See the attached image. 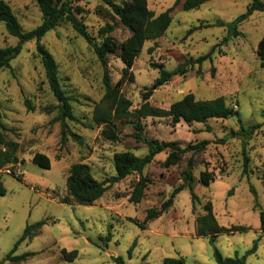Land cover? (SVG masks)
<instances>
[{
  "label": "rangeland",
  "instance_id": "rangeland-1",
  "mask_svg": "<svg viewBox=\"0 0 264 264\" xmlns=\"http://www.w3.org/2000/svg\"><path fill=\"white\" fill-rule=\"evenodd\" d=\"M3 1L24 31L41 23L35 0ZM252 1L210 0L196 9L183 10V0L176 6V0H147L148 8L157 15L171 9L172 21L162 37L144 43L131 69L132 80L121 88L131 102L130 110L140 107L141 94L151 88L159 76L156 66L161 65L168 72L178 67L183 72L152 89L148 100L152 106L168 109L192 93L197 100L222 97L238 115L191 125L183 121L173 125L170 118L159 117L115 121L109 127L116 132L117 141L108 140L102 133L104 126L93 121L104 85L103 68L92 47L65 22L41 39L54 57L62 90L77 119L65 120L67 140L62 146L58 102L48 87L35 42L22 45L10 66L0 70V115L7 127L5 136L19 144V162L0 170L5 188L0 196V264H11L6 257L26 226L40 220L46 223L37 236L22 242L14 253L36 254L20 264H161L165 257H183L185 264H217L216 250L224 257L246 256L245 264H264V233L260 230V212L264 211V69L256 56L264 35V8L238 25L239 35H230L228 26ZM75 5L82 8L77 17L94 42L101 41L99 30L106 24L113 26L110 35L118 43L130 35L104 1L81 0ZM224 38L227 41L223 42ZM17 43L0 22V48ZM202 56H207L206 60L197 63ZM122 68L118 51L109 54L111 84L120 78ZM135 123L141 124L145 140L176 142L182 148L208 143L199 152L185 153L176 165L164 164L169 150L157 154L142 172L146 187L137 204L129 202L139 178L136 172L110 185L93 205L63 203L73 164L85 163L95 179L107 181L115 175V153L130 151L137 157L148 153L146 145L134 138ZM252 124L261 127L251 138L242 139L240 127ZM243 151L249 160L247 172L243 171ZM35 153L50 159V169L32 163ZM188 159L194 165L192 191L200 199L195 210L186 187L165 213L142 227L146 210L159 208L182 183L181 173ZM204 171L214 178L208 186L198 182ZM209 201L220 226H246L248 230H225L213 241L210 236H196L195 218L205 213L203 206ZM62 249L77 251V258L64 260Z\"/></svg>",
  "mask_w": 264,
  "mask_h": 264
},
{
  "label": "trees",
  "instance_id": "trees-1",
  "mask_svg": "<svg viewBox=\"0 0 264 264\" xmlns=\"http://www.w3.org/2000/svg\"><path fill=\"white\" fill-rule=\"evenodd\" d=\"M81 0H35L42 15L41 23L35 28L24 31L17 18L11 12L8 4L0 0V22L4 24L7 33L18 39V43L14 46H6L0 48V70L8 68L10 62L14 60L21 52L22 45L27 42H35V50L42 64L45 79L48 87L58 102L59 117L57 120L61 123V138L60 144L63 146L67 140L66 119L77 121L68 104V98L65 96L58 77V69L54 57L41 43V39L46 33L53 30L59 24L65 22L82 37L86 43L92 47L98 61L103 68V85L104 94L96 105L93 111V121L96 125H103V135L111 141H117V134L109 125L115 121L135 119L140 120L146 117L170 118L173 125L180 121L188 125L194 123H203L207 119H228L233 115H238V111L232 106L226 104L225 99L218 97L211 100H197L192 93L184 95L180 100L172 103L168 109L154 107L149 103V98L152 89L158 88L168 82L173 76L183 72L182 67H178L173 71H166L161 65L156 66L159 69V76L152 83L151 88H146L141 94L142 104L139 108L130 110L131 102L121 92L123 84L131 81L133 64L140 54L143 45L146 41L156 40L164 35L171 25L172 18L170 16L171 9L160 14H155L148 8L147 0H124L117 3L113 0H102L111 9L112 15L117 17L120 24L125 27L130 35L118 43L110 33L113 31L111 24H106L99 30L102 39L100 42H94V38L87 32L86 26L77 17V14L82 13V8L75 3ZM181 0H176L174 6L178 5ZM210 0H183V10H192L200 7L202 4ZM264 4L261 0H253L248 6L245 13L235 17L228 24L232 32L230 35L237 36L240 34L238 25L246 20L254 11H262ZM220 26L225 23L218 22ZM192 30H189V34ZM227 38L223 39V42ZM118 51V58L123 63L121 76L115 84H111L108 70V55ZM256 56L259 59V65L264 69V35L257 44ZM207 56L199 57L196 62L201 63L206 60ZM134 138L137 142H143L148 148V153L143 157H137L130 151L118 152L113 156V165L115 175L107 181H98L91 173L90 167L85 163H75L69 169V174L66 178L67 195L63 198V203L78 205H93L99 200L108 187L114 183L120 182L126 177L136 172L139 175L138 180L134 183L129 196V202L133 204L139 203L144 196L146 187V179L142 175L144 168L150 164L155 156L165 150H169L164 164L166 166L176 165L182 156L192 151L199 152L205 148L207 141H201L198 144L189 145L185 148L180 147L176 142H165L158 140H145L141 134V124H134ZM261 127V124H252L247 128L240 127V136L247 140L251 138L254 131ZM7 127L1 120L0 115V170L7 165H15L19 162L17 152L19 144L16 141L8 140L5 136ZM73 138L77 136L70 132ZM32 163L43 168L50 169V159L42 153H35L31 159ZM248 156L243 151V171L247 172ZM193 161L188 159L186 167L181 173L182 183L175 187L167 200L163 201L159 208H149L146 210V216L142 227L148 221L154 220L165 213L173 204L175 196L184 188L188 187L191 194L192 211L199 204V197L192 191V185L195 181L193 175ZM15 177V176H14ZM19 178V177H17ZM214 178L207 171L201 172L198 177V182L208 186ZM231 193V192H230ZM5 194V188L0 181V196ZM202 215H197L195 218V234L196 236H210L211 241L225 230L246 231V226H231L228 229L220 226L212 212V203L209 201L204 204ZM46 223V220H40L36 223L26 226L23 235L15 243L12 251L7 255L6 260L11 264H20L25 262L36 253H23L15 255L18 246L24 242L31 240L37 236L38 230ZM260 230L264 233V211L260 212ZM256 249V244L252 251ZM61 255L64 260L72 261L77 258V251L61 250ZM214 258L217 264H245L246 256L241 257H224L217 250L214 252ZM119 263H122L121 258H116ZM161 264H185L183 257H165Z\"/></svg>",
  "mask_w": 264,
  "mask_h": 264
}]
</instances>
